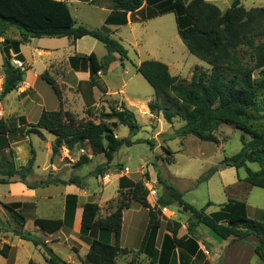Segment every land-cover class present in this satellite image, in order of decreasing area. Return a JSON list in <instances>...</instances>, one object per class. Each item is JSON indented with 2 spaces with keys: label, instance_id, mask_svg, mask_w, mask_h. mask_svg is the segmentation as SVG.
<instances>
[{
  "label": "rangeland",
  "instance_id": "rangeland-1",
  "mask_svg": "<svg viewBox=\"0 0 264 264\" xmlns=\"http://www.w3.org/2000/svg\"><path fill=\"white\" fill-rule=\"evenodd\" d=\"M174 1H178L182 5L187 4L186 0ZM244 4L246 8L264 7V0H244ZM96 6L109 7L110 4L107 0H98ZM226 6L229 7L228 3ZM226 6L223 5L220 9L224 11ZM83 7L82 12L85 15V10L88 11L89 8ZM68 8L77 23L84 20L87 28L103 31L101 29L103 23L98 16H84L85 18L82 19L80 9L77 11L72 5ZM159 10L158 6H153L152 9L144 7L143 11H145L146 17L156 16L158 18L139 27L137 34L133 35L128 29L123 28L116 34L117 39L111 36L125 47L128 59L121 65L115 54L114 61L107 70L100 71L95 76L93 83L103 90V92L100 91L101 95L95 102L81 103L76 98L79 88L66 89L63 85L64 83H81V88L85 92L88 91L85 87L86 83L90 88L93 87L90 80L88 82L87 60H82L81 63L80 59L86 57L82 54L93 52L101 60L106 55V50L100 42L90 37H84L79 41L69 38L60 40L55 43L59 50L53 52L54 55L51 57H44L45 53L41 52L48 48L49 44L39 42V39H33L30 44L22 47V53L29 61L26 63L25 60L24 63L18 60L10 52V56L21 62L22 68L29 73L25 71L22 86H18L14 92L0 100V119L4 121L6 128L10 129L8 132H13L8 139L15 143L13 148L6 153L0 151V156L4 153L6 161L15 164L16 158L17 161H22L24 156V150L17 149V147L23 144L30 145L35 151V163L32 172L26 178L27 182L35 187L45 188L57 180L67 181L72 176H78L85 186L86 193L81 195V198L98 205L93 231L87 234L80 230L79 236L75 237L81 241L99 238L113 243L112 234L101 236L97 226L99 222L113 214L117 208H122L119 250L115 256L114 264H158L154 263L150 256L142 253L140 249L147 228L153 225H157L158 230L155 247L158 250L162 248L161 251L164 250L165 253L162 264H173L172 254L178 255L179 252L180 256V251L172 250L173 234L177 239L186 235L192 219L190 213L181 211L176 205L161 207L158 198L164 193V187L160 180L173 186L182 194L184 201L196 209H201L207 202H211L213 205L209 206L205 213L218 211L220 205L226 203L228 199L245 202L248 218L254 221L261 220V211L264 209V189L251 187L245 183L243 180L244 169L236 170L221 165L224 158L230 157L240 150L241 138L245 141L250 140L249 135L235 129L232 125L221 124L214 131L218 143L203 142L191 135L176 136L174 133L184 124L179 118H174L168 124L160 113L150 114L148 103L155 101L154 92L135 70L140 62L146 60L161 62L169 68L172 76L185 82H189L196 66L207 73L210 71L208 65L187 51L177 34L173 14L159 17L160 15L157 16ZM18 35L16 29L10 28L6 37L20 39ZM74 48L77 53L72 54ZM72 58L74 59L73 63L81 65L79 68L86 71L70 73L69 60ZM1 62L0 54V64ZM36 73H38V80L34 94L23 87H26L25 83H29L28 80ZM1 75L3 73L0 69V77ZM42 75L51 77L56 83L60 98L53 87L42 78ZM33 80H30V83H34ZM90 97L92 96H88V98ZM262 98H264V91L258 98L259 103ZM164 100L165 98H159L158 102ZM122 103L134 113L138 131L134 137H131V141L135 143L129 147H121L109 164H106L102 154L92 155L86 143L76 146L71 151L62 146L58 154L51 159V146L55 137L46 130L40 131L42 137L28 133L30 129L36 127L37 119L43 110H61L62 114L68 113L72 119L70 121L74 125L87 121L94 124L99 122L109 124L110 121L102 120L101 115L109 113L111 108L119 110ZM67 121L64 120V123ZM18 125L24 126L16 130ZM263 125L264 120L261 119L255 127L260 129ZM110 128L118 139L129 137L128 129L124 126L117 125L116 127L110 126ZM82 155L87 156L90 161L76 166V162ZM97 167H105V172L96 176L94 173ZM124 167L129 169L127 175L122 173ZM212 167H216L217 171L206 181L205 178ZM248 167L251 170L258 169L254 163H249ZM11 180H18V177ZM63 191L65 190L62 187L38 190L36 210L33 211L28 206L25 207L24 214L21 213L22 211H18L25 218L23 230L38 235L41 239H43L41 235L48 238L43 235L44 233L40 234V231L34 226L32 214L35 212L40 218L50 217L52 211L49 208L56 209L58 207L59 199L56 196ZM0 192H2L1 187ZM68 192H72V190ZM45 193L52 195L53 199L42 201L40 195ZM2 209H0L1 222L12 229L19 228L12 214L4 208ZM30 212H32L31 215H26ZM0 237H3L2 233H0ZM4 237L10 245L7 264H11L12 256L17 252L20 257L26 255V249L21 247L12 253L14 248L11 247L16 246L19 241L18 237L11 233H6ZM193 238L204 245L205 249L209 245L222 242L201 224H197L193 228ZM2 242L3 240L0 239V249L3 246ZM246 242L250 244L252 238H248ZM69 244L70 249L67 247V243H64V248L62 247L60 250L61 254L68 253L73 256L78 252L80 244L75 240L69 241ZM247 244L244 245L247 246ZM29 247V250L33 251L32 246ZM38 250L42 253L41 249ZM84 258H81L78 264H89L83 261ZM186 264L208 263L202 254H198L194 259H188ZM240 264L262 263L255 255H244Z\"/></svg>",
  "mask_w": 264,
  "mask_h": 264
},
{
  "label": "trees",
  "instance_id": "trees-1",
  "mask_svg": "<svg viewBox=\"0 0 264 264\" xmlns=\"http://www.w3.org/2000/svg\"><path fill=\"white\" fill-rule=\"evenodd\" d=\"M114 11L135 12L143 4L146 6L160 7L157 16L171 13L174 16L176 30L187 51L210 67L209 73L195 67L189 82L179 80L172 76L169 68L158 61L146 60L140 62L135 70L148 83L154 92V102L148 103L150 114L160 113L162 118L170 124L174 118H179L184 124L174 133L176 136H194L196 139L218 143L214 131L221 124L232 125L235 129L249 135L250 140L241 138L240 150L222 160L221 165L228 168L244 169V182L251 187L264 189V125L260 129L255 125L264 120V98L258 102V98L264 91V7L245 9L240 0H232L230 6L222 11L218 6L206 0H190L182 5L174 0H107ZM98 0H91V5H96ZM125 24L124 20L119 21ZM14 28L18 31L20 39H9L7 31ZM91 37L100 42L106 55L98 60L91 52L82 60H87V69L92 86L93 79L100 71H105L114 61V55L119 62L128 59L127 50L108 33L89 29L78 24L70 13L67 4L61 0H0V54L2 56L1 70L3 73L2 91L0 100L15 91L24 81L26 69L19 68L11 61L10 52L18 60L23 61L20 55V46L30 39L40 38H69L76 41L83 37ZM70 59L71 66L77 65ZM78 62V61H77ZM43 79L53 87L58 98L60 95L56 83L51 77L42 75ZM159 98H165L158 102ZM101 119L110 121L94 124L87 121L74 125L68 113L59 111H41L34 129L28 133H34L42 137L40 130H46L55 137L51 146V159L64 146L71 151L76 146L86 143L92 155L102 154L106 164H109L114 154L123 146L134 144L131 137L138 131V124L132 110L125 104L121 108H111L109 113L101 115ZM64 120H68L64 123ZM124 126L128 129L129 137L118 139L110 126ZM10 129L0 119V136L5 135ZM10 154V152H9ZM90 161L82 155L76 162V166ZM35 163V151L30 148V157L25 165L15 168L13 163L7 162L4 153L0 156V184H8L14 177L28 188H36L29 184L26 178L33 170ZM249 163L258 166L257 170H251ZM216 167L209 169L207 181L215 172ZM105 167H97L95 175H102ZM160 180V179H159ZM15 181V180H14ZM56 184L74 185L78 188L84 186L78 176H72L67 181L57 180ZM164 187V193L158 198L161 207L176 205L183 212L190 213V221L187 234L176 238L173 234L172 250L179 252L172 254L173 264H186L188 259L202 254L198 241L193 238V228L201 224L209 229L222 241H235L243 243L253 236L256 243L253 245L254 254L264 264V209L261 220L254 221L248 218L247 205L240 200L228 199L220 205L218 211L205 213L212 206L207 202L201 209H196L184 201L182 194L173 186L160 180ZM76 197H66L65 221H70L75 207ZM18 206V205H15ZM2 207L12 214L19 226L10 229L1 222L0 230L11 232L20 240L30 242L41 249L46 264H68L63 261L45 244L37 235L24 231L25 218L10 205ZM121 207L98 223L97 230L101 236L112 234L113 243L99 238H91L89 249L83 261L89 264H114L115 256L119 250L121 232ZM98 213V205L87 202L82 206L80 230L83 233L93 231L95 219ZM70 215V216H69ZM70 218V219H69ZM34 226L43 233L52 234L63 226L61 219L34 218ZM157 225L150 226L141 243V252L150 256L154 263L162 264L163 252L155 247L157 238ZM10 246L4 244L0 249V256L8 258ZM27 264H36L29 260Z\"/></svg>",
  "mask_w": 264,
  "mask_h": 264
},
{
  "label": "crops",
  "instance_id": "crops-1",
  "mask_svg": "<svg viewBox=\"0 0 264 264\" xmlns=\"http://www.w3.org/2000/svg\"><path fill=\"white\" fill-rule=\"evenodd\" d=\"M61 1H64L67 4V6H70V5L75 6L77 11H79V9H80V11H81L80 17H82V19L85 18L84 16H86V17L95 16V15L98 16V18L103 23V25L101 26V29L104 32L108 33L110 36H114L115 38H116V34L118 33V31H120L123 28L128 29V31L131 34L135 35V34H137V29L139 27L145 25L146 22H148L152 19L158 18L156 16H153L155 18L146 17L147 15H146L145 11H143L144 7H150L151 9L153 7L151 5L146 6V4H143V6L139 10H137L133 13H131V12L123 13L121 11L112 10L110 8V6L109 7H99L96 5H91L89 3L91 0H61ZM189 1L190 0H186V3ZM206 1L210 2L212 4H215L216 6L221 8V6H223V5L226 6L227 3L230 6L232 0H227V1L226 0H206ZM225 2H227V3H225ZM240 2H241V5L245 9H251V8L245 7L244 0H240ZM83 6L89 8L88 11L85 10V13H86L85 15H84V12H82V9H84ZM227 8L228 7L226 6V9ZM255 8H257V7H255ZM170 14L171 13L163 14L159 17L168 16ZM121 20H124L125 24H120L119 21H121ZM78 24L87 26V24H85L84 20H80V22H78ZM86 37H88V36H86ZM33 39H30L29 42L20 46V55L23 57V61H22L23 63H24V60H25V63L29 62V61L24 57V55L22 53V47L24 45L30 44ZM62 39H64V38H40L39 42H46L49 44V45H47L48 48L41 50V52L45 53V55H43V56L44 57H47V56L51 57L52 55H54L53 52L59 50V48L55 45V43L60 42V40H62ZM119 39H121V38H119ZM0 40H2V39H0ZM79 40H77V41H79ZM134 40L136 41L137 38L135 37ZM34 50H36V49H34ZM75 51L76 50L74 48L72 50V54L77 53ZM90 53L91 52H88L87 54H82V55L87 56ZM1 64H2V62H1ZM1 64H0V69H1ZM45 66L46 65L44 64V67ZM80 66L81 65H79V64L75 65V67L70 65V67H69L70 73L77 72V71H86V70L80 69L79 68ZM82 68H83V66H82ZM26 72H27V70H26ZM27 73H29V71ZM33 78H35V79L33 80ZM27 80H25V81H27ZM30 80H33L34 83H30ZM30 80H28L29 83H25L26 87H23V88H26V89H28V91H32L35 94L36 93L35 87H36L37 80H38V73L34 74ZM89 80H90V77H89V73H88V82H89ZM22 84L23 83H20L19 86H22ZM86 84L88 85V86L87 85L85 86L88 89L87 92H85L81 88V83H64L63 85L66 87V89H71L74 87L79 88L78 93L76 95V98H78L81 103L95 102V100L99 99L101 92L97 87L93 86L90 88L89 84L88 83H86ZM88 96H92V97L88 98ZM23 126L24 125H18L16 130H19ZM12 133L7 132L5 135L0 136V151L6 153L7 151H9V149L13 148L12 146L15 143L9 141V139H8L9 135ZM41 135H42V133H41ZM19 148H22L24 150V156H23L22 161H17V158L15 159L16 160V162L14 164L15 168H18L20 166L25 165V162L30 157V148H31L30 145L28 146L26 144H23L22 146L17 147V149H19ZM61 180L65 181L63 179H61ZM0 187L2 190V192H0V209L3 210L2 205L6 204V205H10L12 208H14L18 211H22L21 212L22 214H24L23 211H24L25 207H28V206L31 207V209L33 211L36 210V204H37L36 200L38 199L37 198L38 197V193H37L38 190H43V189L45 190V189H48L50 187H56V188L62 187L63 190H65V191H63L62 193H59L56 196V198L59 199V204H58V207L56 208L58 210L55 211L56 210L55 208L54 209L49 208V210L52 211V214H50V217L46 218V219H61V220H63L62 228L59 231L52 233V234H48V233L43 234V232H41L38 229V227H37V229L40 231V234L48 236V238H46V237L41 235V237L44 239L45 244L53 251V253L55 255H57L59 258H61L63 261L67 262L68 264H78L80 262V259L85 257L86 253L88 252L89 242L91 239H89L88 241H85V239L81 241L77 237H75L76 235L79 236L82 206H83V204L89 202L86 199L84 200L81 198V195L86 194L85 190H84L85 186L78 188L74 185H62V184H56L54 182L53 184L45 186V188L36 187L34 189H31V188H28L23 183L19 182L18 180H15V181L11 180L8 184H0ZM70 190H72V192H68ZM68 195L75 196L76 201H75L74 210L71 214V219L69 218L70 221H67L68 222V224H67V222L65 221V214H66V197ZM40 196H42L41 197L42 201H48V200L53 199V196L48 194V193L47 194L45 193V194L40 195ZM15 205H18V206H15ZM247 212H248V210H247ZM31 214H32V212H30L29 214H26V215H31ZM32 215H33L32 221L34 218L38 217L35 212ZM261 215H262V211H261ZM38 218H40V217H38ZM6 227L10 228L7 225H6ZM10 229H12V228H10ZM0 233H2V235H3V237H0V239L3 240L2 244L3 245L4 244L9 245L4 236L6 235V233H11V232H5V231L0 230ZM249 238H252V242L250 244H247V242H246L248 238L243 243H239V242H235V241H231V240L222 241V242L214 244V245H209V246H207L208 248H206V249H205V246L202 245L201 243H198V244H199V248L202 252V256H203L204 260L206 261V263H208V264H214V263L215 264H240L242 262L244 255H246V256L255 255L254 251H253V245L256 243V239L253 236H250ZM71 240H75L78 244H80L78 252L74 253L73 256L69 255L68 253L61 254L60 250L62 249V247L64 248V246H63L64 243H67V247H69V249H70L69 241H71ZM245 243L247 244V246L244 245ZM29 246H32L33 251L29 250V248H30ZM19 247L26 249L27 253L25 256H22V257L19 256L18 252L15 255L13 254L12 259H11V264H27V262L29 260H33L36 264H46V262L44 261L42 253L38 250L39 249L38 247L33 246L30 242H26V241L19 239L16 246L11 247V248H14L12 253H14V251L17 250ZM82 248H83V250L81 251ZM238 257H239V259H237ZM192 259H194V258H192ZM7 261H8L7 258H3L2 256H0V264H7Z\"/></svg>",
  "mask_w": 264,
  "mask_h": 264
},
{
  "label": "built area",
  "instance_id": "built-area-1",
  "mask_svg": "<svg viewBox=\"0 0 264 264\" xmlns=\"http://www.w3.org/2000/svg\"><path fill=\"white\" fill-rule=\"evenodd\" d=\"M11 61L13 62V64H14L15 66H17V67H19V68H22V64H21V62L15 60L14 57H11ZM2 84H3V75H1V77H0V94H1V91H2ZM122 173H123L124 175H127V174L129 173V169H128V167H124ZM164 210H166V209H164Z\"/></svg>",
  "mask_w": 264,
  "mask_h": 264
},
{
  "label": "bare ground",
  "instance_id": "bare-ground-1",
  "mask_svg": "<svg viewBox=\"0 0 264 264\" xmlns=\"http://www.w3.org/2000/svg\"><path fill=\"white\" fill-rule=\"evenodd\" d=\"M22 83H24V82H22Z\"/></svg>",
  "mask_w": 264,
  "mask_h": 264
}]
</instances>
